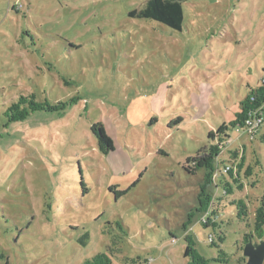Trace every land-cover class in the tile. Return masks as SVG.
<instances>
[{
    "label": "rangeland",
    "instance_id": "obj_1",
    "mask_svg": "<svg viewBox=\"0 0 264 264\" xmlns=\"http://www.w3.org/2000/svg\"><path fill=\"white\" fill-rule=\"evenodd\" d=\"M146 1L0 0V264L99 253L113 264H187L186 235L209 264H221L218 249L225 264H245L238 247L264 198V119L256 135L220 133L247 86L263 85L264 0H191L180 32L129 16ZM31 94L67 107L9 124L4 111ZM95 124L113 141L107 155ZM208 144L219 169L238 151L252 172L255 188L231 197L248 203L246 222L228 207L221 229L201 224L205 172L183 166ZM251 241L264 242V228Z\"/></svg>",
    "mask_w": 264,
    "mask_h": 264
},
{
    "label": "trees",
    "instance_id": "obj_2",
    "mask_svg": "<svg viewBox=\"0 0 264 264\" xmlns=\"http://www.w3.org/2000/svg\"><path fill=\"white\" fill-rule=\"evenodd\" d=\"M191 0H147L138 9L132 11L129 16L134 19L146 20L167 27L172 32H180L183 24V4ZM60 107V108H59ZM67 107L66 103L57 102L50 103L48 101L38 102L34 94L29 96H19L3 113L7 122L17 123L26 120L31 114L36 112L57 113L64 112ZM264 119V83L262 86L252 88L247 86V94L243 101L239 104V111L235 115L234 120L225 126L220 134L229 129H238L239 131L248 133L249 126L257 119ZM260 128V127H259ZM259 128L256 130L258 132ZM92 134L97 139V144L100 152L104 155L113 151V141L106 135L105 130L100 124H95L91 127ZM256 133L254 135H256ZM209 140H221L213 133L209 134ZM232 159L223 163L222 169H219V148L212 144L200 149L193 158H188L183 169L188 175H196L199 170L205 172L203 183L199 187L198 207L196 212L203 214L201 224L205 228L221 229L220 226L226 225L221 221V208L227 209L234 207L236 219L246 222L249 220L248 203L244 199L231 200V197L236 191H242L245 184L250 188H255V181L252 179V172L249 167L244 169V160L241 159L237 163L238 151L232 153ZM226 165L230 166L229 171H225ZM235 169L238 170L235 172ZM225 175L228 176L226 179ZM80 185L85 187L84 182ZM135 185V183H134ZM133 185V186H134ZM213 187V191L210 190ZM113 188H110L112 190ZM218 190L219 195L213 197L214 192ZM126 191L116 194V198L124 195ZM214 200L219 205H214ZM254 217L251 221V234L244 235L239 245V250L243 251L244 246L251 241L253 233L260 235L264 228V198L259 199L258 206L253 213ZM193 214L189 216L187 224H190ZM225 240L224 233L219 232L216 235V240L213 236L209 237L210 245L220 248L219 245ZM185 250L184 259L187 264H209V261L204 259L196 251V244L190 235L184 237ZM252 242V241H251ZM218 257L214 260L216 263L225 264L226 255L218 249ZM82 264H113L112 260L104 253H99L91 259L85 260Z\"/></svg>",
    "mask_w": 264,
    "mask_h": 264
},
{
    "label": "water",
    "instance_id": "obj_3",
    "mask_svg": "<svg viewBox=\"0 0 264 264\" xmlns=\"http://www.w3.org/2000/svg\"><path fill=\"white\" fill-rule=\"evenodd\" d=\"M243 256L247 259L245 264H263L264 242L253 243L249 241L243 248Z\"/></svg>",
    "mask_w": 264,
    "mask_h": 264
},
{
    "label": "built area",
    "instance_id": "obj_4",
    "mask_svg": "<svg viewBox=\"0 0 264 264\" xmlns=\"http://www.w3.org/2000/svg\"><path fill=\"white\" fill-rule=\"evenodd\" d=\"M261 124H262V118L257 119L253 124H251L248 129L249 135H254L256 133V130L260 127ZM229 170H230V166L226 165L225 171L227 172Z\"/></svg>",
    "mask_w": 264,
    "mask_h": 264
}]
</instances>
